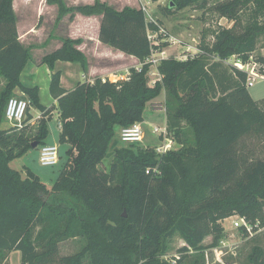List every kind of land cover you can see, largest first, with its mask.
Here are the masks:
<instances>
[{"label": "trees", "instance_id": "1", "mask_svg": "<svg viewBox=\"0 0 264 264\" xmlns=\"http://www.w3.org/2000/svg\"><path fill=\"white\" fill-rule=\"evenodd\" d=\"M13 1L0 0V76L5 81L0 90V264L13 250L21 252L22 264H172L160 256L176 233L201 251L220 244L221 221L227 217L244 216L264 227V158L250 155L242 142L247 136L264 139V99L252 98L245 71L222 61L235 56L264 64V56L254 54L264 20L255 19L242 33L221 30L212 46L202 45L205 53L162 60V80L155 85L148 83L150 66L144 64L140 71L130 68L128 79L97 77L65 89L60 71H54L56 61H78L84 71L88 67L77 47L82 40L65 38L43 58L52 71L49 89L59 110V142L71 145L69 161L49 188L30 168L24 174L11 166L34 142L45 144L47 120L41 119L30 135L1 128L4 107L17 89L29 95L31 107L43 109L39 86L21 79L32 56L31 47L19 39ZM174 1L181 8L200 0ZM242 1L228 0L218 9L233 19ZM256 1L263 14L262 0ZM48 2L58 5L59 17L74 11L101 15V42L142 62L150 55L153 44L141 8L119 10L102 0L73 7L64 0ZM164 90L174 101L167 102L175 110L169 113L170 128L180 127L176 135L181 140L185 120L193 129V143L161 155L121 145L122 129L143 122L147 105ZM110 151V170H102ZM208 235L213 240L205 246ZM73 237L85 238V246L60 256L59 244ZM188 246L180 249L176 264ZM246 264H264V249L253 248Z\"/></svg>", "mask_w": 264, "mask_h": 264}, {"label": "rangeland", "instance_id": "2", "mask_svg": "<svg viewBox=\"0 0 264 264\" xmlns=\"http://www.w3.org/2000/svg\"><path fill=\"white\" fill-rule=\"evenodd\" d=\"M64 1L67 7L90 3V1L91 4L93 3V0ZM43 2L45 3L43 0L13 1V7L17 18L18 34L22 37L21 42L25 46L31 47L32 57L29 60V64L33 63L35 65H30V67L27 68L25 67L21 79L23 83L28 86H39L40 103L43 105V109L37 108L33 104V106L29 108L27 114L28 120H32L33 116V122H27L22 129L13 127L12 123L4 114L1 128L4 130L14 128L18 133L23 132L30 135L36 133L41 119L44 118L47 120L50 132L46 144L55 143L59 145V164L53 166L42 165L39 160L40 146H38L37 148L30 149L23 157L12 160L11 166L15 169L23 170L24 174L26 169L30 168L38 173V175H41L45 180L50 181V178H52L56 172H60L69 161L70 156L67 152L71 145L70 143L61 144L59 142L60 132L58 127L61 128L59 110L57 108V102H53L51 95L48 92V78L45 69V66L48 67V65L43 62V58L57 49L61 42L63 43V40L69 37L68 25L70 23V16L71 14L76 15L78 12H66L59 17V7L57 4L49 3L47 0L48 4L55 5V9L45 8L43 11V9H41ZM105 2L119 10L122 7H125L124 5L126 3L136 4L138 8H140L141 4L145 2L149 8V12L158 20V25L154 30L158 31L161 42L166 41L163 43V46L166 47L165 49H167L168 55L179 60L194 57L195 55L192 56V54H196L203 44L212 46L216 41V35L223 29H231L234 32L242 33L245 30V27L255 19H258L259 21L264 20V8L262 9L263 14H261L260 7L256 0L242 1L237 7V12L235 13L236 18L233 19L223 15L222 11L218 9L219 6L226 4L228 0H200L199 2H194L181 8L175 5L174 0H106ZM171 2L173 4L169 8ZM262 2L264 5V0H262ZM87 28L92 31L93 25H87ZM89 33L91 34V32ZM165 33V36H172L177 41L170 42L168 41L169 39H163ZM85 51L88 59L91 57L92 61L102 67L114 66L118 69L122 64H125L130 68L132 64V60L123 55H118L122 59L120 63L110 62L109 59L108 61L98 60L99 58L103 59L104 57L102 56L113 58L114 55L109 53L105 48L87 47L85 45ZM87 51L91 52V56L90 54H87ZM254 54L257 57L260 55L264 56V35L259 37L257 50ZM115 58H117V55ZM228 60L229 62L240 61L235 56H231ZM141 64L142 61L139 60V64L135 65V68L137 69ZM225 64L230 65L232 63ZM120 71L121 72H118V74L103 78L111 81L121 80V76L125 75L128 71L130 72V69L124 70L123 68ZM154 71H159L156 66L150 67L147 73L148 83L150 85H153V79L159 76L158 74H153ZM81 76L82 70L80 64H74L69 68L67 84L72 88L77 79H81ZM95 78L96 77L94 76H87L84 77V80H94ZM4 82L3 77L0 76V90L4 86ZM247 88L254 100L259 101L264 99V80L257 81L253 86ZM13 96L24 97L30 100L27 93L18 89L14 91ZM182 96L185 98L184 95ZM154 100L155 102L148 104L145 110V120L142 122L145 133L144 140L141 142H124L118 135L121 145H134L145 150L150 148L155 149L161 144V141L157 137V134L152 132V128L156 125H167L170 135L176 140L175 147H173L174 149L171 151L177 152L189 147L194 141L192 127L185 120H182L183 123L181 126H183V129L181 130L183 133L180 136V140L176 135V130L177 128L180 129V127L171 129L168 123V117L171 116L172 113L174 114L175 110L174 108L170 109L167 102L169 100L173 101V98L168 95L166 90H164L162 95ZM6 106L7 105L4 107L5 111ZM170 112L172 113L169 115ZM165 122L167 123L164 124ZM242 142L245 145L244 150L250 155L264 158V139L247 136L242 139ZM113 159V151H110L109 155L103 160L99 167L102 170L109 171ZM48 186L49 188L51 187V185ZM235 220H237V215L227 217L221 221V225L224 228V237L219 245L215 247H206L201 251L193 250L185 252L181 264H246L248 262V256L253 248L261 247L264 249V227L254 235H249L243 228L234 225ZM212 240L213 236L208 235L204 239L203 245L209 246ZM184 243V239L181 238L179 233H176L173 237L167 240V250L160 256V258L164 259L165 256L171 258L180 253L182 256L183 252H181L180 249L184 246ZM85 244L86 239L83 237H73L64 240L59 244V255L65 256L74 254L80 251ZM6 264H22L21 252L18 250L7 251ZM86 264H89L87 260Z\"/></svg>", "mask_w": 264, "mask_h": 264}, {"label": "built area", "instance_id": "3", "mask_svg": "<svg viewBox=\"0 0 264 264\" xmlns=\"http://www.w3.org/2000/svg\"><path fill=\"white\" fill-rule=\"evenodd\" d=\"M143 1V0H141ZM140 8L144 11L147 21V35L149 41L153 44L151 47V53L146 58L144 62H142L141 66L137 68V70H141L144 64H149L150 67L156 66L158 69L159 64L162 60L169 58L166 47L163 46L164 41L161 42L159 38L158 31L154 30L158 25V20L153 17V15L149 12V8L145 2H143ZM163 31V30H162ZM163 39H169L170 42H176L172 36H165ZM162 39V40H163ZM205 53L203 50H198L196 54ZM214 59L220 60L217 56H213ZM187 59V58H184ZM224 63H232L235 67L240 70H243L247 73V81L246 86L251 87L257 81L264 80V64H261L257 61H254L251 58L248 62L237 61V62H229L228 59L222 60ZM153 74H158L159 76L153 79V85H155L158 81L162 80V75L158 71H154ZM130 77V72L128 71L125 75L121 76V80L128 79ZM103 81H106V78H103ZM116 81V80H115ZM152 85V84H151ZM31 107L30 100L24 97L12 96L6 106L5 115L6 118L12 123L13 127L17 129H22L27 122H33V120H28V110ZM142 122H137L128 128H123L120 134L122 141L124 142H141L145 138L144 129L142 126ZM153 127V126H152ZM152 132L157 134V137L160 139L161 144H159L155 150L159 154L167 153L173 150L176 144V140L173 136L170 135L167 125L164 126H154L152 128ZM39 160L42 165L45 166H53L57 165L60 161V148L58 144H44L40 145L39 150ZM234 225L236 227L243 228L249 235H254L257 231H259L263 227H259V224L256 223L253 225L246 217L237 215V220H235ZM257 228V229H256ZM184 246H188L187 243H184ZM189 251H193V249L188 246ZM181 253L168 258L165 256V260L176 264L180 259Z\"/></svg>", "mask_w": 264, "mask_h": 264}, {"label": "crops", "instance_id": "4", "mask_svg": "<svg viewBox=\"0 0 264 264\" xmlns=\"http://www.w3.org/2000/svg\"><path fill=\"white\" fill-rule=\"evenodd\" d=\"M43 1H45V3L44 2L42 3L43 5L41 7V9H43V11L45 10V8H53V9H55V5L48 4L47 0H43ZM102 1L105 2L106 0H102ZM93 2H94V0H93ZM75 4H77V3H75ZM86 4H91V1H90V3H86ZM124 6H132V7L138 8V6L136 4H131V3H126ZM123 8L124 7H122L121 9H123ZM101 18H102L101 15H84L82 13H77L73 17L71 15L70 16V23L68 25L69 34H70L69 37H71L73 39H78L79 38V39L82 40L81 43L77 45V47L80 50H82L85 53V55H86L85 45L87 47L91 46V47H95V48H105V49H107V51L109 53L114 55L113 58H111L109 56H102L104 58L103 59L99 58L98 60H107L108 61V59H109L110 62L120 63L122 59L118 55H123L125 57H129L132 60V64H131L130 68L135 67V65L139 64V59L137 57H135L133 55L126 54V53H124V52H122V51H120L118 49H115V48H113V47H111V46H109V45H107V44H105V43L100 41V39H99V31H100ZM71 19H72V21H71ZM87 25H93V30L90 31L87 28ZM19 32H20V29H19ZM89 32H91V34ZM19 39L22 41V37L21 36H19ZM61 44H62V42H61ZM61 44L58 47H60ZM108 52H106V53H108ZM87 54H90V56H91V52L90 51L89 52L87 51ZM116 55H117V58H115ZM105 57H107V58H105ZM87 60H88V67H87V70H85V71L82 68L81 63L78 62V61L58 60V61L55 62L54 71H60V73H61V84H62V86L65 89H73L79 82H82V81L93 82L97 77H102L103 78V77H106V76L118 74V72H121L120 70L123 69V68H124V70L130 69L125 64H122L120 66V68L117 69L114 66L113 67H108V66L102 67V66L96 64L94 61H92L91 57H90V59H88V57H87ZM77 63H79L80 66H81L82 76H81V79L80 78L77 79L75 85L71 88V86L67 84V80H68V76H69V68L72 67L74 64H77ZM30 65H34V64L33 63L29 64V62H28L26 68L30 67ZM45 69H46V74H47V78H48V92L50 94L49 85H50L52 71L47 66H45ZM97 75H99V76H97ZM87 76H91V77L94 76L96 78L94 80L93 79L84 80V77H87ZM51 98H52L53 102H56V100L52 97V95H51ZM153 102H155V100L150 102V103H153ZM33 119L34 118L32 116V120ZM166 123L167 122H165L164 124H166ZM58 129H59V132H61V128L58 127ZM47 138H46V140H47ZM46 140H45V144H46ZM36 174L38 175V173H36ZM58 175H59V172H56V174L52 178H50V181L45 180L41 175H39V176L42 179V181H44L48 185H51V187H52V185L54 184V182L57 179Z\"/></svg>", "mask_w": 264, "mask_h": 264}, {"label": "water", "instance_id": "5", "mask_svg": "<svg viewBox=\"0 0 264 264\" xmlns=\"http://www.w3.org/2000/svg\"><path fill=\"white\" fill-rule=\"evenodd\" d=\"M171 5L173 4L172 2L170 3ZM38 142L36 141V142H34L33 144H32V146H33V148H37L38 147ZM124 215L126 216V213H124Z\"/></svg>", "mask_w": 264, "mask_h": 264}]
</instances>
